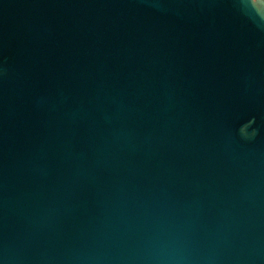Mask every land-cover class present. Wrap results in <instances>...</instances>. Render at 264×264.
Masks as SVG:
<instances>
[{
  "label": "water",
  "instance_id": "95a60500",
  "mask_svg": "<svg viewBox=\"0 0 264 264\" xmlns=\"http://www.w3.org/2000/svg\"><path fill=\"white\" fill-rule=\"evenodd\" d=\"M0 264H264V0H0Z\"/></svg>",
  "mask_w": 264,
  "mask_h": 264
}]
</instances>
